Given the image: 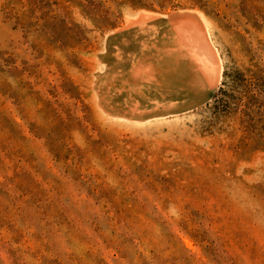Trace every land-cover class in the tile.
Segmentation results:
<instances>
[{
  "label": "rangeland",
  "instance_id": "rangeland-1",
  "mask_svg": "<svg viewBox=\"0 0 264 264\" xmlns=\"http://www.w3.org/2000/svg\"><path fill=\"white\" fill-rule=\"evenodd\" d=\"M171 15L181 97L118 60ZM0 264H264V0H0Z\"/></svg>",
  "mask_w": 264,
  "mask_h": 264
},
{
  "label": "bare ground",
  "instance_id": "bare-ground-1",
  "mask_svg": "<svg viewBox=\"0 0 264 264\" xmlns=\"http://www.w3.org/2000/svg\"><path fill=\"white\" fill-rule=\"evenodd\" d=\"M147 18L149 21L152 20L150 17ZM141 19L143 20V18ZM183 21L192 22L190 23V25H193L190 27V36H187L189 31H185L186 35L180 31L183 28L181 25ZM169 22L175 24L172 30L176 33L173 36H169V34L162 35L161 31V33L152 31L156 27L151 24L152 30H148L153 33L150 35L149 32V37L142 38L138 36L140 39L135 37L132 39L133 41L127 43L126 46H128L130 53L124 55V51L120 52L119 65L130 76H133L136 80L141 79L142 84L150 86L148 88L150 91H158L165 96H184L182 92L173 91L172 86L169 85L170 82L179 81L181 83L183 80H188L189 86L193 89L198 88L202 82H208L210 86L211 81L216 80L215 76L219 65L216 64L218 62H215L217 57L214 58L215 54H213L212 48L208 44L203 28L193 18L187 20L180 16L171 15ZM141 25H144V23ZM146 50H150L148 55L145 54ZM169 63L173 65L172 69L174 68L175 71L172 75H167L164 72V68L167 69Z\"/></svg>",
  "mask_w": 264,
  "mask_h": 264
}]
</instances>
